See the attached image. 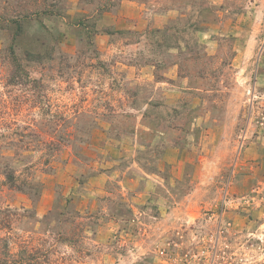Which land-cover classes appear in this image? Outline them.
I'll return each instance as SVG.
<instances>
[{
    "label": "rangeland",
    "instance_id": "1",
    "mask_svg": "<svg viewBox=\"0 0 264 264\" xmlns=\"http://www.w3.org/2000/svg\"><path fill=\"white\" fill-rule=\"evenodd\" d=\"M8 263L264 264V0H0Z\"/></svg>",
    "mask_w": 264,
    "mask_h": 264
},
{
    "label": "trees",
    "instance_id": "2",
    "mask_svg": "<svg viewBox=\"0 0 264 264\" xmlns=\"http://www.w3.org/2000/svg\"><path fill=\"white\" fill-rule=\"evenodd\" d=\"M8 178H9V182L10 183H13L14 182V180H15V178L14 177H11V176H8ZM14 184V183H13ZM9 264V263H8Z\"/></svg>",
    "mask_w": 264,
    "mask_h": 264
}]
</instances>
